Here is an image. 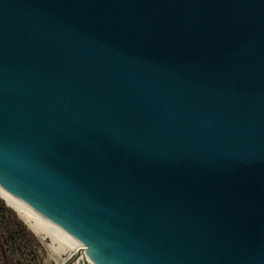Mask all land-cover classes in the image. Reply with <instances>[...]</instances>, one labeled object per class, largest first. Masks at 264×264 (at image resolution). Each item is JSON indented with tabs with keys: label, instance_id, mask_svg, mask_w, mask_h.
Masks as SVG:
<instances>
[{
	"label": "water",
	"instance_id": "water-1",
	"mask_svg": "<svg viewBox=\"0 0 264 264\" xmlns=\"http://www.w3.org/2000/svg\"><path fill=\"white\" fill-rule=\"evenodd\" d=\"M0 185L86 264H264V0H0Z\"/></svg>",
	"mask_w": 264,
	"mask_h": 264
},
{
	"label": "trees",
	"instance_id": "trees-1",
	"mask_svg": "<svg viewBox=\"0 0 264 264\" xmlns=\"http://www.w3.org/2000/svg\"><path fill=\"white\" fill-rule=\"evenodd\" d=\"M0 231L5 238L6 249L23 264H41V242L28 224L20 218L16 209L7 205L0 195Z\"/></svg>",
	"mask_w": 264,
	"mask_h": 264
},
{
	"label": "bare ground",
	"instance_id": "bare-ground-1",
	"mask_svg": "<svg viewBox=\"0 0 264 264\" xmlns=\"http://www.w3.org/2000/svg\"><path fill=\"white\" fill-rule=\"evenodd\" d=\"M0 194L6 199L9 205H12L19 212L20 216L25 219L30 227L36 232H45L51 235L53 241H57L58 245L55 246V250L58 252L65 251L67 245L73 244L76 249L83 254V258L77 264H86L85 260L90 259L87 247L80 243L77 238L70 232H67L57 223L45 218L43 215L38 213L34 208L28 205L25 201L15 196L12 192L7 191L0 185Z\"/></svg>",
	"mask_w": 264,
	"mask_h": 264
},
{
	"label": "rangeland",
	"instance_id": "rangeland-1",
	"mask_svg": "<svg viewBox=\"0 0 264 264\" xmlns=\"http://www.w3.org/2000/svg\"><path fill=\"white\" fill-rule=\"evenodd\" d=\"M20 216L19 212L17 211ZM21 219H23L20 216ZM27 224L28 222L23 219ZM30 227V225L28 224ZM30 229L37 235L41 246L39 249L41 264H77L78 259L83 258V254L75 248L73 244L68 243L67 249L62 252L55 250V246L58 245L57 241H53L51 235L40 231L36 233L31 227ZM73 254H77V257H73ZM70 260V261H69ZM0 264H23L17 257H14L9 251L5 249L4 236L0 231Z\"/></svg>",
	"mask_w": 264,
	"mask_h": 264
},
{
	"label": "flooded vegetation",
	"instance_id": "flooded-vegetation-1",
	"mask_svg": "<svg viewBox=\"0 0 264 264\" xmlns=\"http://www.w3.org/2000/svg\"><path fill=\"white\" fill-rule=\"evenodd\" d=\"M4 240H5V238H4ZM6 242V241H5ZM5 249H6V244H5ZM7 250V249H6ZM8 251V250H7ZM10 253V252H9ZM13 255V254H12ZM14 256V255H13ZM15 257V256H14Z\"/></svg>",
	"mask_w": 264,
	"mask_h": 264
}]
</instances>
